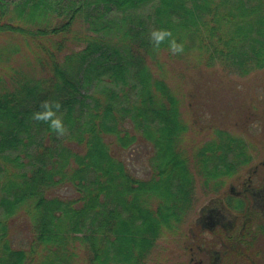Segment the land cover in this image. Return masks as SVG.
Wrapping results in <instances>:
<instances>
[{
	"label": "trees",
	"instance_id": "16d2710c",
	"mask_svg": "<svg viewBox=\"0 0 264 264\" xmlns=\"http://www.w3.org/2000/svg\"><path fill=\"white\" fill-rule=\"evenodd\" d=\"M153 26L171 28L184 52L155 48ZM189 61L199 72L187 74ZM175 63L185 68L168 69ZM261 70L264 0H0V264H162L158 243L182 235L198 185L211 195L264 165H252L258 146L246 135L261 111L230 104L226 121H237L204 123L201 103L212 72ZM188 78L195 87L186 90ZM47 97L63 103L62 137L31 118ZM140 143L145 176L123 156ZM218 196L211 202L236 210L215 226L228 244L222 264L239 255L252 264L263 210L243 191ZM193 225L191 250L211 232L193 237ZM23 229L21 246L14 234Z\"/></svg>",
	"mask_w": 264,
	"mask_h": 264
},
{
	"label": "rangeland",
	"instance_id": "374dc122",
	"mask_svg": "<svg viewBox=\"0 0 264 264\" xmlns=\"http://www.w3.org/2000/svg\"><path fill=\"white\" fill-rule=\"evenodd\" d=\"M188 62V61H186ZM185 62V63H186ZM182 63H175L171 64L172 66H169V68H173L174 70H177ZM191 61L188 63V68H185L188 70L187 74L189 72L197 73L198 70L195 71L190 66ZM205 72L202 73V76H199L200 78L205 77ZM225 76L222 74H217L212 72L210 74L209 80L210 83H212V86H208V91L206 92V95L204 94V100H202V109L203 114L206 113V118L204 119V123H209V121H225L229 122L230 120H236L238 117L234 118H228L226 121V116L224 114V111H226L227 106L230 104H239V103H250L251 109L254 111H261L260 116L264 118V70L250 73L249 76L246 77H239L237 75H229L228 78H224ZM195 79L198 78V75L193 77ZM194 79V80H195ZM188 82L185 86V89L189 90L191 88L195 87V81L188 78ZM170 82V81H169ZM176 80L171 81V84H176ZM211 87V88H210ZM217 90L216 93H214V90ZM193 92V91H192ZM191 91L187 92V96L185 97L186 104L182 107V112H186V115L189 112V103L194 101L192 100V96L190 97ZM188 111V112H187ZM228 111V110H227ZM252 111V110H251ZM190 113V112H189ZM220 116V117H219ZM221 118V119H220ZM259 119V122L252 121V125L250 128H248L250 131L249 133H246L248 137L253 139L258 146V151L254 152L252 165H260L262 161H264V120ZM190 123L192 122V118L190 117L188 120ZM202 121V120H201ZM237 121V120H236ZM198 129V128H197ZM149 148L146 149V146L144 144H136L132 148L126 150L124 153V157L127 160L128 164H130V168H132L137 175L141 174L142 176H145V174L149 170V160L147 156V151ZM247 167H244L239 173L231 178H227L224 182V186L220 192L213 193L211 195H206L204 192L203 187H200L198 185L197 191H196V209L193 211V213L187 215L185 220L180 225L179 229L182 231V235L176 240L173 236H166L164 240L160 241L158 243L157 251L165 252L166 257L163 259L162 264H178L179 262H182L183 264H222L224 261L227 262L228 259H225L226 254L228 253L226 251V248L228 247V244L225 242L226 238L224 237V234H222V229L214 227V229L208 225H206V222L209 221L206 217L203 218V216H207L208 210L207 206L210 205L213 198H219V194L224 195L225 191L230 192V190L238 189L242 190L245 187L244 181L252 176L251 183L261 182L264 184V165H260L259 168L257 167V171L255 173V169L250 175V173L247 172ZM263 181V182H262ZM66 189L62 190L61 192H65ZM68 195H74L75 192L72 190H68ZM245 194H247L248 198H253L252 200L255 201V189H253V186H251V189H245L243 191ZM254 201L252 205L254 206ZM215 204H219V202L215 201L213 202ZM206 208H205V207ZM204 207V208H203ZM202 212V213H201ZM225 212V211H224ZM225 214L228 215L227 212ZM229 216V215H228ZM232 217V216H231ZM259 217V218H258ZM230 217H226L225 223L228 222ZM260 215L257 216V219L255 218V222L259 221ZM198 225V228L195 229L193 223ZM191 227V235L195 237L202 229H211V232L207 233V240L209 241V244L205 246H199L194 250H191V248L188 249L184 246V239L186 238L187 234H189V227ZM225 225V224H224ZM203 228H202V227ZM200 229V230H199ZM199 230V231H198ZM207 230V229H206ZM30 235V232H28V229H23V231H18L14 234L15 237V243L17 245L24 246L28 236ZM184 236V237H183ZM222 242L223 246H220L216 244L215 242ZM236 244H232V248H235ZM236 249V248H235ZM255 251L257 253L256 258L253 257L252 264H254L255 261H257L256 264H264V241L259 240L258 244L255 246ZM157 252L155 251L153 256L155 258V254ZM163 254V255H165ZM152 256V260H153ZM246 257L248 258L249 255L246 254ZM241 255L238 256L237 261H233V264H247L243 259H241ZM191 259L192 263L189 261ZM251 259V258H249ZM151 260V261H152ZM156 260V258H155ZM149 264H160L149 262Z\"/></svg>",
	"mask_w": 264,
	"mask_h": 264
},
{
	"label": "clouds",
	"instance_id": "9594fccd",
	"mask_svg": "<svg viewBox=\"0 0 264 264\" xmlns=\"http://www.w3.org/2000/svg\"><path fill=\"white\" fill-rule=\"evenodd\" d=\"M153 46L157 49L167 42L173 54L183 53L185 42L177 38L171 28L165 26H153L148 33ZM63 103L60 99L47 97L41 101V106L31 113V118L35 121H44L57 136H64L68 128L62 112Z\"/></svg>",
	"mask_w": 264,
	"mask_h": 264
},
{
	"label": "flooded vegetation",
	"instance_id": "af4514ba",
	"mask_svg": "<svg viewBox=\"0 0 264 264\" xmlns=\"http://www.w3.org/2000/svg\"><path fill=\"white\" fill-rule=\"evenodd\" d=\"M251 181H252L251 177L247 178L244 181L245 184L244 189L236 190L232 188V191L240 193L245 189H251V186H253V189H255L254 194H256L254 203L255 205H258L260 209L263 210L262 215H264V184L262 183L261 186L260 185L261 182L251 183ZM207 210H208L207 216H203V218L206 217L207 219H209V221H204L206 222V225H208V227L217 226V224H225L226 217H230V215H232L236 211L228 205V202L225 201L223 203L219 202V204H215L211 202L210 205L207 206ZM224 211L227 212L229 216L225 214ZM259 212L261 213L262 211L259 210Z\"/></svg>",
	"mask_w": 264,
	"mask_h": 264
}]
</instances>
